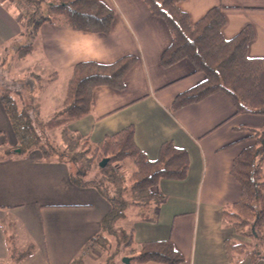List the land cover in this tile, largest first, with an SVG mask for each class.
<instances>
[{"label": "crops", "instance_id": "0c3cea01", "mask_svg": "<svg viewBox=\"0 0 264 264\" xmlns=\"http://www.w3.org/2000/svg\"><path fill=\"white\" fill-rule=\"evenodd\" d=\"M100 1L114 14L108 34L45 23L31 40L20 37L18 14L0 1V67L6 50L10 54L11 46L31 41L32 50L20 60H30L37 72L31 82L34 101L43 90L47 107L37 112L48 119L63 106L67 82L76 64H112L127 56L135 57V65L123 79L124 89L95 88L93 111L69 123L67 130L98 144L133 126L135 143L150 161L157 159L164 142L185 150L189 157L185 179L161 180L154 188L163 201L147 214L153 222L142 220L138 208L133 217L126 214L129 207L118 226L132 233L136 247L170 240L184 257L182 264H230L224 243L241 241L232 228L223 227L221 222L222 211L241 196L230 170L240 152L252 145L246 140L248 130L261 129L264 116L234 115L233 103L223 93L171 111L175 97L202 83L205 76L195 73L187 60L169 68L161 66L160 57L171 37L163 21L149 13L143 0ZM214 7L223 8L222 37L232 39L249 27L253 36L247 56L264 58V0H184L178 4L191 24ZM41 71L46 78L39 77ZM5 141L16 146L0 102V149ZM119 169L129 177L134 166L125 162ZM261 170L264 174V161ZM109 210L108 202L97 191L73 185L67 165L46 162L39 151L0 159V263L8 261L5 240L12 236L20 251L30 244L34 246L32 255L18 264H70L100 233L101 220ZM261 251L264 253V242ZM117 264H122L121 260ZM238 264L251 263L245 258Z\"/></svg>", "mask_w": 264, "mask_h": 264}, {"label": "trees", "instance_id": "16d2710c", "mask_svg": "<svg viewBox=\"0 0 264 264\" xmlns=\"http://www.w3.org/2000/svg\"><path fill=\"white\" fill-rule=\"evenodd\" d=\"M21 1L32 10L17 9L22 18L19 20L20 37L30 40L45 23L62 25L78 32L108 34L114 18L113 12L100 0ZM182 1L143 0L149 13L163 21L171 37L170 45L160 57L161 66L169 68L187 60L195 73L205 76L202 83L177 95L170 110L175 112L216 93H223L232 101L234 115L264 116V58L247 56V45L253 36L251 29L246 27L232 39L225 40L221 35L225 24L222 7L211 8L198 22L191 24L187 14L178 8ZM32 48L31 41L18 46L15 58L24 59ZM3 59L1 70L6 68ZM136 61L135 57L127 56L112 64H76L67 82L63 106L41 124L32 121L28 114L31 108L24 106L20 93L8 87L0 88V102L16 141L14 149L5 150L0 159L39 151L44 161L67 165L73 185L97 191L108 202L110 210L101 220L100 233L90 240L86 249L112 250L107 264L120 263L123 258L119 233H128L130 238L123 247L132 248L134 245L132 233L118 226L125 219V211L129 207L138 208L143 215L142 220L153 222L147 214L163 201L154 188L161 180H184L189 167L187 152L169 141L161 144L156 160H148L135 143L133 126L105 137L98 144L67 130L69 123L91 114L95 88L106 86L123 90V79ZM58 129L60 144L48 137V132ZM248 132L246 140L252 145L240 152L230 170L240 186L241 196L237 203L222 211L221 222L223 227L232 228L238 236L250 242L225 241V253L230 264H238L245 258L251 264L264 261L261 251L264 242V174L261 170L264 125L259 130ZM102 161L106 164L101 168ZM125 162L134 166L129 177L116 167ZM5 243L9 264L26 260L34 251L32 244L25 250H18L12 236L6 237ZM136 248L138 253L128 256L129 264H182L185 261L170 240L147 242ZM70 264H82L81 257Z\"/></svg>", "mask_w": 264, "mask_h": 264}, {"label": "rangeland", "instance_id": "374dc122", "mask_svg": "<svg viewBox=\"0 0 264 264\" xmlns=\"http://www.w3.org/2000/svg\"><path fill=\"white\" fill-rule=\"evenodd\" d=\"M0 1H2L4 3V7L6 9H9L11 12H13L16 15L19 14V16L17 15L19 20H22V18L20 16L19 10H17V9H22L24 11L28 10V9L32 10L30 6H28L25 2H23L21 0H0ZM11 47H12V49L9 50L10 54H7L8 50H6V53L5 54L3 53V55H2V57L5 58V59H3V65H5L6 68L4 67V70L0 69V88L8 87L11 90L20 93L21 94L20 96L22 97L21 101H23L24 106L27 107V109H29L28 107L31 108V110L29 109L28 114L30 115V118L32 119V121L36 122L35 124H41V123H43V121H46V119L39 116L37 109L39 108V113H42L43 108L47 107L48 101H44V95H43L44 91L43 90H41V93L38 92L36 103L34 101L35 95L32 92L33 88H32L31 82L35 79L33 75L37 74V72L32 67V62L30 60L22 61V60L15 58V56L17 57V55L15 53V51L18 49L17 45L11 46ZM39 73H40L39 77L46 78L44 76L43 71H41ZM39 88L40 87H38V89ZM31 94H33V97ZM47 94L48 93L45 92L46 96H47ZM29 101H30V103H29ZM54 107H55V105H54ZM56 131L48 132V137L50 139L53 138L56 143L60 144L59 134H57ZM58 131H59V129H58ZM42 141H43V139H42ZM12 149H14V147H11L5 141L3 148L0 149V157L3 156V152L5 150H12ZM119 165H116L118 170H120ZM130 208L131 209H128L126 211V214H129L133 217V213L136 212V209L134 207H130ZM119 224H121V222ZM239 237L241 238V241L237 240L236 242L246 243V244L250 242L248 239H246L244 237H241V236H239ZM118 239L120 241V251H122V257L123 258H128L129 254H131V253H135V254L138 253L136 246H133L132 248L123 247L124 244L127 243L130 239L128 233H119ZM110 240H111L112 245L114 247L115 244H114L113 240L112 239H110ZM110 252H112V250ZM110 252H106V251L102 252L101 249L97 251V250H92V249L89 250V249L85 248L83 255H81L82 264H107V258L111 254ZM3 263L9 264L8 261L7 262L5 261Z\"/></svg>", "mask_w": 264, "mask_h": 264}, {"label": "water", "instance_id": "95a60500", "mask_svg": "<svg viewBox=\"0 0 264 264\" xmlns=\"http://www.w3.org/2000/svg\"><path fill=\"white\" fill-rule=\"evenodd\" d=\"M106 164V161H102L101 164H100V167H104ZM121 263L122 264H129L130 263V259L129 258H122L121 259Z\"/></svg>", "mask_w": 264, "mask_h": 264}]
</instances>
